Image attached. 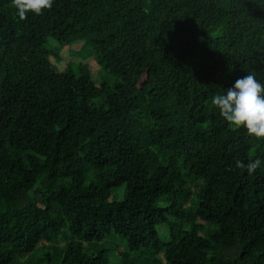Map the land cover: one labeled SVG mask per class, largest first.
<instances>
[{
	"label": "trees",
	"instance_id": "trees-1",
	"mask_svg": "<svg viewBox=\"0 0 264 264\" xmlns=\"http://www.w3.org/2000/svg\"><path fill=\"white\" fill-rule=\"evenodd\" d=\"M248 73L264 0H0V264H264V141L211 105Z\"/></svg>",
	"mask_w": 264,
	"mask_h": 264
},
{
	"label": "clouds",
	"instance_id": "clouds-1",
	"mask_svg": "<svg viewBox=\"0 0 264 264\" xmlns=\"http://www.w3.org/2000/svg\"><path fill=\"white\" fill-rule=\"evenodd\" d=\"M11 3L23 21L29 13L39 16L51 11L54 0H11ZM211 105L233 131L244 129L249 137L264 141V84L253 73L237 79L234 86L223 94H214ZM236 167L251 176L262 167V162L250 157L247 164L237 161Z\"/></svg>",
	"mask_w": 264,
	"mask_h": 264
},
{
	"label": "rangeland",
	"instance_id": "rangeland-1",
	"mask_svg": "<svg viewBox=\"0 0 264 264\" xmlns=\"http://www.w3.org/2000/svg\"><path fill=\"white\" fill-rule=\"evenodd\" d=\"M55 41L49 46L51 48H53L54 46H56V44H54ZM82 45H83V42H79L77 44H75L71 49H67V48H64L63 50H61L62 52V59H58L61 64H60V67L61 68H66L68 66V63H69V59L72 58V63H73V67H77L80 62L82 60H85V62H88V61H91L92 59H90L87 55V51L84 50L83 52H75V51H81L82 49ZM57 49V46L55 47ZM67 54L69 57H67ZM52 61L54 63L57 62V59L56 58H52ZM90 66H92V62L89 63ZM95 76L97 77L98 76V68L95 67ZM111 201L115 200V201H123L124 200V188H121V189H118L116 190L112 197L110 198ZM104 243H102L101 245H103ZM116 258V260L118 261L119 260V257H114Z\"/></svg>",
	"mask_w": 264,
	"mask_h": 264
}]
</instances>
